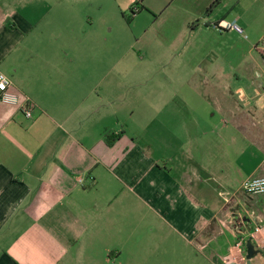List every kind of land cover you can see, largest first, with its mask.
Returning a JSON list of instances; mask_svg holds the SVG:
<instances>
[{
    "label": "crops",
    "instance_id": "crops-1",
    "mask_svg": "<svg viewBox=\"0 0 264 264\" xmlns=\"http://www.w3.org/2000/svg\"><path fill=\"white\" fill-rule=\"evenodd\" d=\"M263 40L264 0H0L35 105L0 103V264H223L264 226Z\"/></svg>",
    "mask_w": 264,
    "mask_h": 264
},
{
    "label": "built area",
    "instance_id": "built-area-1",
    "mask_svg": "<svg viewBox=\"0 0 264 264\" xmlns=\"http://www.w3.org/2000/svg\"><path fill=\"white\" fill-rule=\"evenodd\" d=\"M133 10L135 13H137L139 8L133 7ZM210 27L220 33L224 31H233L241 36L246 37L244 30L235 21H220L217 24H210ZM257 48L264 59V42L260 47L257 46ZM0 103L17 107L27 120L33 119L35 111L34 103L29 98H22L19 94L14 92L12 80L2 72H0ZM241 191L251 196L264 195V177H250L245 179L241 183ZM225 195L226 194L222 195L224 201L229 203V197L231 195L229 194L228 197ZM262 233H264V226L257 225L255 226L249 238L260 249H264V240L260 238ZM246 242V237L236 238L235 242L230 247L228 254L223 258V264H247L245 247Z\"/></svg>",
    "mask_w": 264,
    "mask_h": 264
},
{
    "label": "rangeland",
    "instance_id": "rangeland-1",
    "mask_svg": "<svg viewBox=\"0 0 264 264\" xmlns=\"http://www.w3.org/2000/svg\"><path fill=\"white\" fill-rule=\"evenodd\" d=\"M128 12V11H127ZM127 18H130L131 16H132V14L130 13V11L127 13ZM136 16V15H135ZM154 18L152 19V22H153V24H154ZM128 25V24H127ZM119 29V28H118ZM127 29V30H126ZM124 28V29H122V33H121V36L122 37H130V39H131V35H130V30L128 29V27L127 28ZM153 39H154V30H153V28H152V26H150L149 28H148V31L146 32V34H145V40L147 41V43L150 45V47L152 48V49H155L156 48V50L157 49H162V46L160 47V44H159V42L155 39V42H154V45H152L153 44ZM264 42V40L263 41H261V43L260 44H258V47H260L261 45H262V43ZM155 44H156V47L155 48H153L154 46H155ZM159 49V50H160ZM258 49V48H257ZM154 52H156L155 50H154ZM260 52V51H259ZM155 80H159V81H161V82H163V80H164V76L163 75H160V77H156V75L154 74V77H153V79H152V83H153V81L155 82ZM165 80H167L166 79V77H165ZM151 83V84H152Z\"/></svg>",
    "mask_w": 264,
    "mask_h": 264
},
{
    "label": "water",
    "instance_id": "water-1",
    "mask_svg": "<svg viewBox=\"0 0 264 264\" xmlns=\"http://www.w3.org/2000/svg\"><path fill=\"white\" fill-rule=\"evenodd\" d=\"M245 247L247 264H255V260L258 256L264 258V249H256L251 239L247 240Z\"/></svg>",
    "mask_w": 264,
    "mask_h": 264
},
{
    "label": "trees",
    "instance_id": "trees-1",
    "mask_svg": "<svg viewBox=\"0 0 264 264\" xmlns=\"http://www.w3.org/2000/svg\"><path fill=\"white\" fill-rule=\"evenodd\" d=\"M130 12L132 13V15L136 14L133 10V8H131ZM132 18V16L130 17V19ZM106 139H107V144L108 145H112L113 142L115 141V138H111L110 139V136L109 135H106Z\"/></svg>",
    "mask_w": 264,
    "mask_h": 264
}]
</instances>
